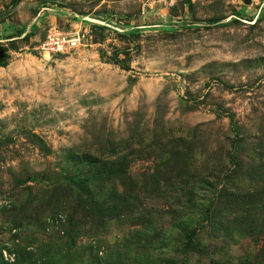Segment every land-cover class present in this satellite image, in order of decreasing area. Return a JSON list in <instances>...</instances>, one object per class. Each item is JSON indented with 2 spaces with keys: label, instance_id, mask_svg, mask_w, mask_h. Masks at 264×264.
Masks as SVG:
<instances>
[{
  "label": "rangeland",
  "instance_id": "obj_1",
  "mask_svg": "<svg viewBox=\"0 0 264 264\" xmlns=\"http://www.w3.org/2000/svg\"><path fill=\"white\" fill-rule=\"evenodd\" d=\"M0 264H264V0H0Z\"/></svg>",
  "mask_w": 264,
  "mask_h": 264
},
{
  "label": "built area",
  "instance_id": "obj_2",
  "mask_svg": "<svg viewBox=\"0 0 264 264\" xmlns=\"http://www.w3.org/2000/svg\"><path fill=\"white\" fill-rule=\"evenodd\" d=\"M82 39L78 34L65 33L59 29L48 32L46 40L40 46L44 57L50 59L70 55L81 46Z\"/></svg>",
  "mask_w": 264,
  "mask_h": 264
}]
</instances>
